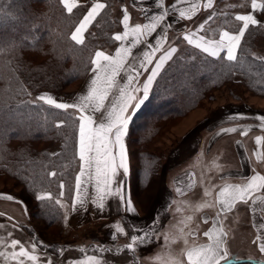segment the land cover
<instances>
[{
  "label": "trees",
  "instance_id": "obj_1",
  "mask_svg": "<svg viewBox=\"0 0 264 264\" xmlns=\"http://www.w3.org/2000/svg\"><path fill=\"white\" fill-rule=\"evenodd\" d=\"M101 1L105 8L87 30L85 45H76L70 39L71 33L90 0L72 13L60 0H0V179L28 194L33 202L30 216L42 221L46 229L55 230L58 237L64 234L62 207L55 201L62 191L68 199L73 197L78 170V115L71 109L65 111L45 104L36 94L46 91L73 98L93 66L90 60L95 52L114 51L118 45L114 37L122 29V15L116 13L120 0ZM13 15L21 19L13 21ZM233 20L229 13L223 18L227 23ZM260 38H264L260 26H251L246 32L243 51L238 50L243 67L228 62L224 56L212 58L189 47L163 67L148 99L129 121L127 144L129 154L136 153L139 162V187H146L154 170L156 175L163 163L164 156L153 147L167 124L222 94L228 93L237 101L247 96L264 98V60L253 54ZM51 172L57 175L53 177ZM45 193H51V201L36 199ZM3 216L36 243L40 254H31L38 257V264H52L54 257L62 259L65 249L76 251V259L99 256L95 247L84 250L72 244H48L32 226ZM1 232L0 245L4 239ZM9 243L4 242L0 252L10 254ZM2 258L0 264L5 262Z\"/></svg>",
  "mask_w": 264,
  "mask_h": 264
},
{
  "label": "rangeland",
  "instance_id": "obj_2",
  "mask_svg": "<svg viewBox=\"0 0 264 264\" xmlns=\"http://www.w3.org/2000/svg\"><path fill=\"white\" fill-rule=\"evenodd\" d=\"M233 6L235 5L232 2L224 5L227 8ZM260 40L264 38L255 42V48ZM184 50L185 48L181 49L182 52ZM36 95L37 97L48 95L58 102L64 100V97L46 91ZM252 101L254 99L250 96L237 101L228 93L222 94L214 101L205 102L185 117L163 127L162 129H165L156 138L153 147L155 152L164 156L163 163L156 175L154 170L146 187L138 185L139 162L136 153L132 156L129 154L130 196L138 201L140 211L146 216L149 214L153 216L154 222L149 228L148 232L151 235L147 238V243L136 246V264H190L187 252L202 244L206 245L212 235L219 234L220 229L227 234L225 239L230 259H254L264 262V253L259 250L261 242L264 241L258 239L264 237V198H262L264 195L256 194L253 200L256 204L252 207L261 209V212L255 216L252 207H244L241 204L240 208L238 206L236 209L224 212L220 210L216 193L221 188V184L232 182V178L222 176L228 169L238 167L240 161L235 154L234 136L236 135L231 136L230 133L227 137L216 140V119L204 120L215 117V112L225 104L252 103ZM252 104L257 106L255 103ZM136 110L134 109L133 112ZM249 121L247 120V123ZM207 122L208 125H205ZM233 122V120L225 121L229 128H232ZM53 150H57V147ZM255 168L258 172L264 173V161L257 163ZM225 174L227 175L228 172ZM62 192L59 200L67 205L66 203L71 199ZM9 195L12 200L6 198ZM32 206V198L28 194L21 193L18 188H13L10 183L0 179V213L32 226L44 242L72 244V246H81L84 250L90 247L123 250L126 246V239H122L120 233L114 232L116 225L112 224L115 223L92 222L84 228L66 233L63 226L64 235L58 237L55 230L46 229L42 221L30 216ZM0 230L4 238L1 245L10 242L7 248L9 252H19V246L13 248L11 245L13 239L20 241L26 250H32L31 237L5 218L1 219ZM206 231L210 236L204 235ZM114 236L115 240H113ZM65 250L62 253L63 255L65 253L64 257L62 259V256L54 257L52 264H85L88 260L89 256L76 259V251ZM31 252L40 254L36 248ZM117 255L122 256L123 252ZM127 255L131 257L133 253L129 251ZM96 256L100 264H105V261L107 264H112L116 259L109 253H99V256ZM25 262L38 264L39 261L30 262L26 259ZM1 264H18V261L9 259ZM116 264H124V260L116 259ZM128 264H131V261Z\"/></svg>",
  "mask_w": 264,
  "mask_h": 264
},
{
  "label": "snow or ice",
  "instance_id": "obj_3",
  "mask_svg": "<svg viewBox=\"0 0 264 264\" xmlns=\"http://www.w3.org/2000/svg\"><path fill=\"white\" fill-rule=\"evenodd\" d=\"M60 3L63 4L69 13H72L73 9L77 7L74 0L73 2H70V0H60ZM192 7L198 8L199 5L193 4ZM205 7L208 9L213 8V0H207ZM251 7L253 9L258 7L264 9V5H258L256 0H251ZM104 8L105 4L103 3H93L90 10L87 11L86 15H83L78 26L75 27V31L71 33V41L75 42L76 45H85L84 33L88 30L89 25H92L97 20V17L101 16V9ZM173 10H175V5H173ZM167 15V12H162L158 16L151 17V22L148 24L143 26L137 24L131 29L136 34L135 38L128 47H124L122 44L116 51L115 56L106 54L104 51H96L94 58L90 60L91 65L95 67L92 69L93 75L90 78L91 83L87 88V94L81 95L76 102H58L48 95H40L37 97L38 100L56 109H63L65 111L75 109L79 112L75 120L78 123V156L81 164L79 174L75 177L77 196L71 206V210L73 211H87L89 203H91L97 211L103 212L106 207V201L111 197L116 198L122 203L125 206L126 212L136 213L133 201L127 195L126 181L123 179L130 171L129 153L125 144V138L128 135L129 120L131 118L129 110L138 109L148 99L153 81L160 74L164 64L172 60L173 54L177 52L175 47L165 48L162 43L166 40L167 28L162 29L160 38L156 41L155 45L141 40L140 34L143 27L144 35L151 36L157 31L160 22ZM179 16L183 18L185 13L180 11ZM10 18L13 21H19L21 19V17L15 15ZM212 19L213 15L209 14L205 22L200 25V28L207 32L208 29L205 28V24ZM235 20L243 22L235 34L230 31H224L219 34V39L206 40L204 35H201L197 39L194 38L195 33H191L185 35L183 39L189 45L200 49L202 53H206L209 57L224 59L221 53L226 52V60L228 62H236L238 66L243 67V60L238 59V50L243 51L242 39L245 38L246 32L250 29V25L259 24L261 28H264V24H260L253 15H237ZM128 21L129 15L125 11L123 15L125 29L128 28ZM0 23H3L2 19H0ZM127 36L128 32L125 31L123 35H115L114 40L123 42ZM140 44H146V47L150 49V51L143 53V60L135 56L132 51L133 48ZM162 48V55L156 60L154 67L150 70V74L147 75L142 87L133 86L134 81L138 83L140 76V72L136 67L137 62L139 63V69L148 71L146 65L153 63V56L156 52L161 51ZM129 57H131V61H129ZM193 58L195 59V57ZM257 59L262 58L258 57ZM137 93H142V95H137ZM97 113L99 116L94 118V114ZM227 119L232 120L235 117L228 116ZM259 120L261 121V127H264V116H260ZM57 127L59 128L60 125H57ZM236 131V128L222 129L223 133ZM242 134L247 135V131H243ZM65 143L67 144V138ZM255 143L257 145L261 144V137H257ZM256 157L258 160L264 161V154L257 152ZM50 175L55 177L57 173L51 172ZM84 177H87V181L83 179ZM86 182L93 185L95 195L90 196L82 191L83 185ZM59 187L63 188L64 185L59 184ZM228 187L233 189L229 194L231 201L235 202L239 200L247 204L253 199L252 193L264 190V176L254 175L246 185H229ZM224 191H227V189ZM224 191L221 192V195H224ZM6 198L9 200L13 199L10 195ZM36 199L39 201H51L52 195L51 193H45L44 195H37ZM256 199L262 198L256 197ZM55 203L64 207L59 199ZM231 208L232 203H228L227 210H231ZM224 210V207H222L221 211L223 212ZM116 231L124 233L125 229L118 227ZM150 235L151 233L146 231L143 237L139 235L131 236V242L127 243L123 250L119 248L100 247L96 249V252L109 253L116 259H123L124 264H128L129 261H131V264H136V246L146 244L147 238ZM204 235L207 237L210 236V233L206 231ZM226 235L225 232L212 235L211 239L213 242L211 244L201 246L199 249L189 250L187 252V258L190 264H228L230 258L226 247ZM115 239L116 237L114 236L113 240ZM258 239L264 241V237H259ZM11 245L13 248L19 246V252H11L10 254L0 252V257H4L5 260L18 261V264H25V258L30 262L38 260L36 255L31 254V251H34L37 246L36 243H33L32 250H26L21 245V242L16 239L11 241ZM259 250L264 253V242H261ZM81 251L83 252V249ZM129 251L133 253L131 257L127 255ZM121 252H123V255L118 256L117 254ZM116 259L112 261V264H116ZM90 262L100 264V260L97 259L96 255L89 256L85 264H90ZM48 264H51V261ZM105 264H107V261H105Z\"/></svg>",
  "mask_w": 264,
  "mask_h": 264
},
{
  "label": "crops",
  "instance_id": "obj_4",
  "mask_svg": "<svg viewBox=\"0 0 264 264\" xmlns=\"http://www.w3.org/2000/svg\"><path fill=\"white\" fill-rule=\"evenodd\" d=\"M70 2H73V0H70ZM74 2L76 3L77 6H79L81 4L86 3V0H74ZM90 2L91 3L87 11L90 10L91 5L93 3H97V2L103 3L101 0H90ZM230 2L234 3L235 6L230 8L224 7L225 4ZM206 3L207 0H135V3L134 0H120L119 4L116 6V13H120L122 15V29L118 34L123 35L124 32L127 31L128 36L123 42L118 41V45L116 46L113 52L111 53L105 52V53L115 56L116 51L121 47L122 44L124 47H128L136 35L131 31V29H133L137 24L143 26L145 24L150 23L151 17L158 16L162 12H167L168 15L165 17L163 21L160 22L157 31L153 33L151 36H146L143 33V27H142L140 39L145 41L146 43H151L152 45H155L156 41L160 38L162 29L167 28L166 40L163 41L162 43L165 48L175 47L177 49V52L173 54V57L176 56V54L180 53L181 49L188 47L196 49L201 52L200 49L195 48L193 45H189L187 41L183 39L185 35L195 33L194 38L197 39L201 35H204L205 39L207 40V39H219V34L224 31H230L233 34H235L238 28L241 27L243 24L242 21L235 20V17L237 15H253L254 18H256L260 22V24H264L262 9L260 7L253 9L251 7V0H213V8L211 9L205 7ZM256 3L258 5H263V0H256ZM193 4H198L199 7L193 8L192 7ZM173 5H175V10H173ZM236 6L237 8H234ZM102 10L103 9H101V11ZM125 11L129 15L127 29H125L123 24V15ZM180 11H183L185 13V16L183 18H180L179 16ZM86 13L84 15H86ZM228 13L233 14L234 16V20L231 23H227L226 21L223 22V18ZM209 14L213 15V19L207 24H205V28L208 29V31L205 32L203 29L200 28V25L205 22ZM169 25L171 26L169 27ZM226 25H228L229 27L226 29L223 28ZM90 26L91 25H89V28ZM251 26H260V25L259 24L250 25V27ZM86 32L84 33V36ZM132 51L135 56L139 57L140 60H143V53L150 51V49L146 47V44H140L137 45L135 48H133ZM162 53H163V48L161 49V51L155 53V55L153 56V63L146 65L148 71L139 69V63L137 62L136 67L137 70L140 72V76L138 78V83L134 81L133 86L142 87V84L146 80L147 75L150 74V70L154 67L156 60L162 55ZM203 54L207 55L206 53ZM253 54L257 58L259 57L264 60V40H260L258 42L257 47L253 51ZM221 56H224L226 58V52H222ZM212 58H216V57H212ZM129 61H131V57H129ZM169 61H167L164 64V66ZM94 67L95 66L93 65L87 77L83 81L82 85L74 95V97L71 99L63 98L64 100H62V102L74 103L78 100V98L81 95L87 94V88L91 83L90 78L93 75L92 69ZM250 98L254 99L252 103L257 104V106L256 105L254 106V104L252 103H243V102L229 103L227 105L225 104V106H221L219 110L215 112L216 113L215 117L204 119V120L216 119L217 121L216 140L227 137L228 135H230V133L231 136L236 135V137L234 136L235 139L234 144H235V154L238 155V158L240 160L238 163V167H235L234 169L233 168L228 169L226 171L228 172L227 175L225 174L226 172L223 174L222 176L223 178H232V182L228 184H224V183L221 184L220 185L221 188L216 193L217 204L220 210L222 207H224L225 209L224 211H227L228 203H232L231 209L234 208L236 209L238 208V206L240 208V204L244 205V207H248V208L252 207L256 204V202L253 201L255 200L256 194L259 195L261 193L262 195H264V190H259L252 193L251 195L253 199L250 200L249 203L247 204H244L239 200L233 202L230 200V196H229V194L233 191L232 188L228 187L229 185L243 186L246 185L249 182L250 178L254 175L264 176V173L258 172L255 168L257 163L261 162V160L257 159L256 153L260 152L264 154V127H261V121L259 120L260 116H264V98H260L256 96H250ZM71 110H73L77 115H79V112L77 110L75 109H71ZM133 110L134 109L129 110L131 115L133 114L132 113ZM98 116H99L98 113L94 114V118ZM228 116L235 117V119H232L234 121L232 124V128H236L237 129L236 132H230V133L222 132L223 128H229L228 126H226L227 124L225 123V121L229 120L227 119ZM247 120H250L249 123H247ZM205 125H208V122L205 123ZM245 130L247 131V135L242 134V132ZM257 137H261V144L259 145L255 143ZM125 144L128 150L127 136L125 138ZM77 156H78V143H77ZM80 164L81 162L79 161V156H78L77 175L79 174ZM83 179L87 181V177H84ZM123 179L126 181L127 195L133 201L134 207L136 208L135 214L126 212L125 206L122 203H120L116 198H111V197L108 198V200L106 201V207L103 210V212L97 211L95 206L92 205L91 203H89L87 211L84 210L73 211L71 210V206L73 201L76 200V196H77L76 188H74L73 197L68 203H66L67 205L63 204L64 207H62L63 226L65 233L67 231L84 228L85 226L91 224L92 222L115 223L112 224V225H116V228L114 227V232L115 233L117 232L116 231L117 226H119L120 228H124L125 229L124 233H120V232L118 233H120L122 239H126V242L129 243L131 242L130 241L131 236H136V235L140 236L145 234L146 231L148 232L149 228L152 226L153 216L150 214L146 216L142 211L139 210L138 201H136V199H132V197L130 196V183H129L128 175L123 177ZM225 189H227V191H224ZM82 191L86 192L90 196L95 195V190L91 183L86 182L83 185ZM222 191H224V195H221ZM262 198H264V196ZM257 208L252 207L251 209L254 216L261 212V209L258 210ZM4 218L5 217L0 214V225H1V219L4 220ZM217 229L219 230L218 227ZM220 232H224V231H221L220 229L219 233ZM212 242L213 241L210 237V240L206 245H209ZM201 246H204V244H202ZM201 246L195 247L194 249H199Z\"/></svg>",
  "mask_w": 264,
  "mask_h": 264
},
{
  "label": "water",
  "instance_id": "obj_5",
  "mask_svg": "<svg viewBox=\"0 0 264 264\" xmlns=\"http://www.w3.org/2000/svg\"><path fill=\"white\" fill-rule=\"evenodd\" d=\"M238 263H250V264H264V262L256 261L254 259H229L228 264H238Z\"/></svg>",
  "mask_w": 264,
  "mask_h": 264
}]
</instances>
